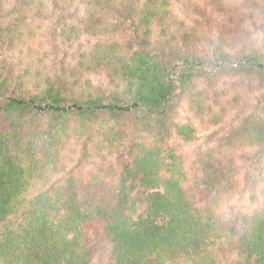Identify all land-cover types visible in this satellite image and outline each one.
Segmentation results:
<instances>
[{
    "label": "trees",
    "instance_id": "16d2710c",
    "mask_svg": "<svg viewBox=\"0 0 264 264\" xmlns=\"http://www.w3.org/2000/svg\"><path fill=\"white\" fill-rule=\"evenodd\" d=\"M23 1L38 5V37L51 15L68 13L62 34L79 47L61 74L38 64V79L22 92L0 58V264H93L107 247L109 264H217L219 254L232 264H264V187L261 204L239 226L226 216L239 182L216 156L201 154L196 164L211 189L207 202L197 204L173 141L196 138L194 126L175 120L182 99L196 115L212 112L208 119L219 121L226 109L216 99L220 80L264 83V51L248 34L233 36L242 29L234 8L218 6L230 26L210 51L197 46L183 21L174 28H185L183 41L172 36L167 44L153 43L157 27L167 35L180 21L175 5L194 8V0ZM248 1L261 12L264 30V0ZM19 26L12 35L25 42L32 33L18 20L10 28ZM5 28L0 19V44L8 39ZM128 30L139 46L126 55L119 36ZM102 64L117 92L87 76ZM201 78L213 81L212 94ZM36 114L54 121L46 137L37 135L39 142L25 129ZM69 128L86 133L90 164L104 166L119 153L123 163L114 179L97 173L85 184L75 176L52 182ZM226 139L264 149V118L246 117Z\"/></svg>",
    "mask_w": 264,
    "mask_h": 264
},
{
    "label": "rangeland",
    "instance_id": "374dc122",
    "mask_svg": "<svg viewBox=\"0 0 264 264\" xmlns=\"http://www.w3.org/2000/svg\"><path fill=\"white\" fill-rule=\"evenodd\" d=\"M22 2L24 1L0 0V19L7 26L5 29L8 35L6 43L0 44V58L3 59L6 70L13 77V84L19 92L32 86L33 80L38 79V64H47L53 72L61 74L63 72V61H71L77 50L76 48L79 47L77 41L71 44L62 34L63 24L67 20L66 17L69 16L68 13L58 10L51 15L50 20L44 21V23L39 21L45 24V33L38 37V14H36L38 5ZM219 2L220 4H217L218 1L216 2V0H194V8H188L181 3H177L175 10L180 21L174 22L170 31L167 28L169 32H167V35L162 27H157L153 36L154 45L167 44V39L172 36L179 41H183L185 28L179 27L178 31L174 29L180 26V22L183 21L197 35L196 44L198 47L201 46L210 51L214 50L217 40L220 38L221 30L225 26H230L222 15V11H219L218 6L220 5L223 8L226 6L227 8L231 5L234 8L233 13L235 16L237 15L240 22L242 21V29H240L239 35L234 34L233 36L239 37L241 32L248 34L254 43L264 51L261 12L256 8L249 7L248 0H220ZM68 11L71 12L72 9L70 8ZM17 20L20 21L21 25L26 23L32 33L23 39L25 42L12 35V33L17 34L22 29V26H19L18 30L13 28L15 32H12L10 27ZM233 27L235 26L231 28ZM87 41L85 43H88L89 46ZM119 41L122 43L121 51H124L126 55L131 54V51L139 46L132 30L123 32L119 36ZM92 69V71L87 72V76H90L94 83L105 91H118L116 87L110 86L109 77L103 64L92 65ZM238 79L226 78L218 82L220 87L218 93L222 95L216 97V99L221 101L223 107L226 108L219 121L208 119V117L213 118L212 112L199 116L189 109L186 99L179 101L178 116L175 120L177 123L194 126L196 138L189 142L177 138H173V141H175L178 151L184 158L191 193L195 196L197 204L207 202L211 189L206 173L202 172L196 164L201 154L208 153L216 156L221 165L230 173V176L239 182V193L227 205L226 216L228 219L235 220L241 226L244 217L251 210L258 207L262 201L264 149L256 144H234L227 141L226 137L246 117L251 115L264 118V83L241 78V81L238 82ZM65 82H70L69 78ZM200 83L204 85L209 94L213 93V81L201 78ZM212 99L213 101L216 100L214 96H212ZM51 118L52 116L38 114L29 117L25 126L28 132L27 137L34 141L38 139V142L42 136L46 137L48 131L54 130V127H51L50 124L53 121ZM127 125V123L122 124V126ZM80 131L75 128L68 129L69 136L65 137L66 144L62 149L63 157L58 161L59 164L56 170L51 173L52 182L60 184L66 178L75 176L85 184L91 175L97 173L101 174L99 175L100 179H114V174L119 172L121 168L123 158L117 153L113 154L104 166L96 167L90 164L86 161V155H84L85 148L83 145H85L86 133L82 132L83 130ZM88 146L91 147L92 145L89 144ZM108 168L111 171H108ZM93 187L97 189L98 185L94 184ZM110 261L111 248L107 247L99 252L92 262L93 264H109ZM232 262V257L226 258L220 254L217 257V264H232Z\"/></svg>",
    "mask_w": 264,
    "mask_h": 264
}]
</instances>
